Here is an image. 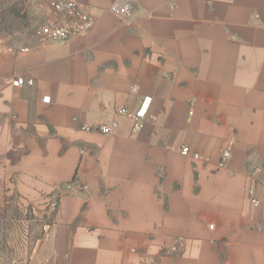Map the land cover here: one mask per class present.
I'll return each mask as SVG.
<instances>
[{
    "label": "crops",
    "instance_id": "crops-1",
    "mask_svg": "<svg viewBox=\"0 0 264 264\" xmlns=\"http://www.w3.org/2000/svg\"><path fill=\"white\" fill-rule=\"evenodd\" d=\"M49 1L0 2L32 24L0 36V264H264V0H76L65 44L36 35Z\"/></svg>",
    "mask_w": 264,
    "mask_h": 264
},
{
    "label": "built area",
    "instance_id": "built-area-1",
    "mask_svg": "<svg viewBox=\"0 0 264 264\" xmlns=\"http://www.w3.org/2000/svg\"><path fill=\"white\" fill-rule=\"evenodd\" d=\"M49 14L41 21L37 27L36 35L43 42H56L59 44H65L73 38L86 36L94 25L93 16L76 0H50L48 2ZM111 12L125 20H131L135 15V8L129 2H115L110 8ZM14 86L22 87L25 84L32 85L31 81H26L23 77H17L13 81ZM138 87L133 88V92H136ZM47 103L49 98H45ZM151 105V99L147 98L140 103V106L136 112H130L127 109H121L120 114L128 118L132 123V129L134 132H138L143 129L145 119L149 114ZM119 124L116 121L100 124L95 127L97 131L104 135L113 134ZM90 130V128H85ZM179 152L184 157H191L195 160H202L203 157L195 152H192L189 147L182 146ZM231 158V149H227L223 152L222 157L218 163L220 168L227 166ZM260 169H256L255 173L260 172ZM250 200L254 206L260 204L259 199L256 196V191L253 188L248 190ZM214 225L210 226L213 229ZM177 245L171 247V252H179L183 246V240L180 239Z\"/></svg>",
    "mask_w": 264,
    "mask_h": 264
},
{
    "label": "rangeland",
    "instance_id": "rangeland-1",
    "mask_svg": "<svg viewBox=\"0 0 264 264\" xmlns=\"http://www.w3.org/2000/svg\"><path fill=\"white\" fill-rule=\"evenodd\" d=\"M6 0H2L0 2H5ZM19 18H22V21H18V23H8L7 20H9V18L6 16V9H0V36H5L9 33L14 32V30H21L23 27L25 29H27L28 31L32 30V24L31 23H26V13H24V15H21V10H16ZM15 11V12H16ZM36 29V27H35ZM20 40V39H19ZM18 41V40H17ZM18 219L20 220V217H18ZM6 239V234L5 232H1L0 231V242H3ZM3 251H6V248H3Z\"/></svg>",
    "mask_w": 264,
    "mask_h": 264
}]
</instances>
